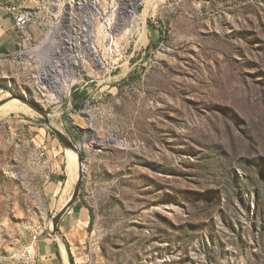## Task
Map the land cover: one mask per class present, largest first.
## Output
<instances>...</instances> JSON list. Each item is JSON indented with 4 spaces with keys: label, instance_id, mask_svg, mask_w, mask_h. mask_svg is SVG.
Wrapping results in <instances>:
<instances>
[{
    "label": "rangeland",
    "instance_id": "rangeland-1",
    "mask_svg": "<svg viewBox=\"0 0 264 264\" xmlns=\"http://www.w3.org/2000/svg\"><path fill=\"white\" fill-rule=\"evenodd\" d=\"M0 5L34 14L0 56V101L80 143L77 264H264V0ZM68 152L41 115L0 106V264L53 237Z\"/></svg>",
    "mask_w": 264,
    "mask_h": 264
},
{
    "label": "crops",
    "instance_id": "crops-1",
    "mask_svg": "<svg viewBox=\"0 0 264 264\" xmlns=\"http://www.w3.org/2000/svg\"><path fill=\"white\" fill-rule=\"evenodd\" d=\"M16 33L18 32L15 29L13 17L0 5V56L10 48L16 47L18 44ZM65 175L59 176L60 179L57 180L56 184L63 181L67 182L68 178L65 180ZM89 219L88 208L78 203L77 199L60 219L58 227L69 246L74 264L78 263L79 257L76 251L81 248L88 238ZM33 248L35 253L34 264H66L62 248L54 237L45 235L38 237ZM34 258L31 259L33 262Z\"/></svg>",
    "mask_w": 264,
    "mask_h": 264
},
{
    "label": "water",
    "instance_id": "water-1",
    "mask_svg": "<svg viewBox=\"0 0 264 264\" xmlns=\"http://www.w3.org/2000/svg\"><path fill=\"white\" fill-rule=\"evenodd\" d=\"M10 100H18L20 103L24 104L25 106L29 107L30 109H32L33 111H35L36 113L41 115L45 121V124L56 135V137L61 142L62 146L67 151H70V152L76 154V156H77L78 174H77V179H76L74 186H73V191H72L70 197L68 198L67 202L61 207V209H59L55 214H53L51 221H50L51 226H52V230L49 231L50 235L55 237L58 240L59 244L62 245V247L65 251V254H66V259H67L68 264H74L73 257L71 255L69 246L66 243V240L64 239L62 233L60 232L58 225H59L60 219L62 218L64 213L76 201V199L78 198L79 192H80L81 182H82V179L84 177V171H83V167H82V160L83 159H82V155L80 152V143L78 141L75 142V141L71 140L66 134H64L58 128H56L55 126H52L50 124V121L48 118V113L46 112V110L43 109L42 107H40L37 103L30 101V100H27L23 96L11 95V96L1 100L0 106L4 105L5 103H7ZM83 140H86V139L83 138Z\"/></svg>",
    "mask_w": 264,
    "mask_h": 264
},
{
    "label": "built area",
    "instance_id": "built-area-1",
    "mask_svg": "<svg viewBox=\"0 0 264 264\" xmlns=\"http://www.w3.org/2000/svg\"><path fill=\"white\" fill-rule=\"evenodd\" d=\"M6 11L13 17L15 29L17 30V32L25 34L27 27L33 23L34 14L22 7L10 8L9 6H7ZM42 233L43 230H40L31 235L30 243L24 246L20 251V256L23 259L31 260L34 258L35 253L33 245L37 242L39 235H41Z\"/></svg>",
    "mask_w": 264,
    "mask_h": 264
},
{
    "label": "bare ground",
    "instance_id": "bare-ground-1",
    "mask_svg": "<svg viewBox=\"0 0 264 264\" xmlns=\"http://www.w3.org/2000/svg\"><path fill=\"white\" fill-rule=\"evenodd\" d=\"M77 63H78V61H77ZM82 75H84V76H92L93 74L90 72V71H88V73L87 74H81V73H77L76 75H75V77L74 78H72L74 81L75 80H81L82 79ZM72 79H70V80H72ZM70 80H65V83L63 84V83H61L60 85V90H59V93H61V94H64L65 96L68 94V86L70 85ZM66 85V86H65ZM52 126H54L52 123H50ZM67 160H68V168H69V179H70V181H69V183H68V185H66L65 186V190L63 191L64 192V195H63V203L62 204H64V203H66L67 202V200H68V196L71 194L70 193V189H71V187H73V180L74 181H76V179H77V174H78V171L76 172V170H75V168H74V162L76 161V154H74V153H72V152H68V154H67ZM78 161V160H77ZM75 183V182H74ZM72 190V189H71ZM68 195V196H67ZM70 197V196H69ZM52 230V226H51V224H50V231ZM62 246V245H61Z\"/></svg>",
    "mask_w": 264,
    "mask_h": 264
},
{
    "label": "trees",
    "instance_id": "trees-1",
    "mask_svg": "<svg viewBox=\"0 0 264 264\" xmlns=\"http://www.w3.org/2000/svg\"><path fill=\"white\" fill-rule=\"evenodd\" d=\"M84 93L82 92V91H80L79 92V90L78 89H74L73 91H72V93H71V97H72V99L73 100H75L76 98H79L80 96H82ZM83 155V154H82ZM264 174V173H263ZM87 207V206H86ZM88 208V210H89V215H90V220H89V225H88V227H87V230H89L90 229V224H91V211H90V209H89V207H87Z\"/></svg>",
    "mask_w": 264,
    "mask_h": 264
}]
</instances>
